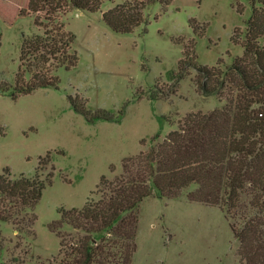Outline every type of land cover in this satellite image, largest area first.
<instances>
[{"label": "rangeland", "instance_id": "374dc122", "mask_svg": "<svg viewBox=\"0 0 264 264\" xmlns=\"http://www.w3.org/2000/svg\"><path fill=\"white\" fill-rule=\"evenodd\" d=\"M27 3L0 0V174L9 168L13 179L32 177L43 157L49 164L41 172L53 177L35 207L33 237L0 222V264H55L60 238L50 224L60 219L59 209L97 199L103 175H119L125 157L147 149L155 134L165 137L186 114L224 106L223 99L197 91L193 69L177 84L172 75L186 46L209 67L242 56L253 6L250 0H171L165 8L156 2L130 33L105 24L101 11L113 6L109 2L94 12L71 9L61 18L75 36L76 66L57 69V88L17 94L23 39L41 33L33 15L19 14ZM75 95L91 113L123 111L121 120L88 122L70 104L68 96ZM194 189L169 199L153 187L138 207L132 264H243L225 210L189 201ZM61 231L75 233L69 225Z\"/></svg>", "mask_w": 264, "mask_h": 264}, {"label": "trees", "instance_id": "16d2710c", "mask_svg": "<svg viewBox=\"0 0 264 264\" xmlns=\"http://www.w3.org/2000/svg\"><path fill=\"white\" fill-rule=\"evenodd\" d=\"M116 1L28 0L19 14L33 15L41 33L23 39L16 93L57 88V69L76 66L75 36L61 18L69 10L94 12L109 2L113 6L101 11L105 24L114 32L130 33L146 22L148 6L159 2L165 8L171 2ZM250 1L253 16L241 44L242 56L230 65L219 59L209 67L198 64L186 46L172 75L177 84L193 69L197 91L223 99L224 106L186 114L165 137L157 133L147 149L125 157L119 175L113 179L103 175L97 199H87L81 209H59L60 219L50 224L60 238L55 264H132L139 204L152 194L153 187L158 197L173 199L191 186L195 189L186 194L189 201L225 210L240 261L264 264V0ZM152 98L160 99L153 93ZM68 99L90 123L122 118L123 111L117 116L105 110L91 113L78 95ZM48 164L40 157L32 177L13 179L9 168L0 174V222L10 223L17 235L34 236L35 207L53 177V171L41 172ZM64 225L75 233H62Z\"/></svg>", "mask_w": 264, "mask_h": 264}]
</instances>
